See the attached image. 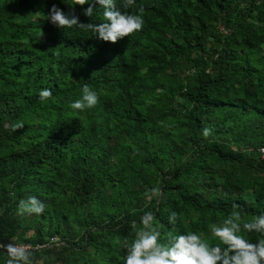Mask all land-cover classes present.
Masks as SVG:
<instances>
[{
  "label": "trees",
  "instance_id": "16d2710c",
  "mask_svg": "<svg viewBox=\"0 0 264 264\" xmlns=\"http://www.w3.org/2000/svg\"><path fill=\"white\" fill-rule=\"evenodd\" d=\"M53 4L103 22L98 4L0 0V242L44 245L35 264H117L145 211L208 238L234 205L264 211V0H136L122 10L143 7L144 27L117 42L57 27ZM84 85L100 101L73 110ZM30 195L44 214L17 213Z\"/></svg>",
  "mask_w": 264,
  "mask_h": 264
},
{
  "label": "clouds",
  "instance_id": "9594fccd",
  "mask_svg": "<svg viewBox=\"0 0 264 264\" xmlns=\"http://www.w3.org/2000/svg\"><path fill=\"white\" fill-rule=\"evenodd\" d=\"M83 13L92 18L98 4L103 9V22L83 23L75 13V9L65 12L59 5L53 4L47 13L48 19L62 28L90 29L103 41L117 42L143 29L144 8L135 11L122 10L136 4V0H126L122 7H118L117 0H75V5H85ZM38 33L36 40L41 39ZM53 95L52 90L43 88L38 96L42 102ZM100 101L99 93L84 85L79 98L71 101L73 110H89ZM24 125L19 122L13 126V131ZM212 129L205 127L202 135L208 137ZM159 192V189H156ZM47 204L36 195L27 199H20L17 204L19 215L44 214ZM168 223L178 226L180 213L170 210ZM211 237L192 230L187 231L177 227L175 231L162 232L156 213L145 211L139 221L131 223V238L121 242L122 249L126 250L117 264H264V211L247 219L242 211L234 205L222 220L212 223L209 227ZM258 234L251 238L249 234ZM5 244L0 242V250L7 253L5 264H35L34 250L26 244L14 242Z\"/></svg>",
  "mask_w": 264,
  "mask_h": 264
},
{
  "label": "built area",
  "instance_id": "2783aa9c",
  "mask_svg": "<svg viewBox=\"0 0 264 264\" xmlns=\"http://www.w3.org/2000/svg\"><path fill=\"white\" fill-rule=\"evenodd\" d=\"M259 151H260V156H261V158L264 160V147L260 148ZM51 240L54 241V238H52ZM5 244H7V243H5ZM22 244L29 245L32 249H37V248L44 247V245H39V244H37V245H35V246H32V245L29 244V243H22Z\"/></svg>",
  "mask_w": 264,
  "mask_h": 264
}]
</instances>
